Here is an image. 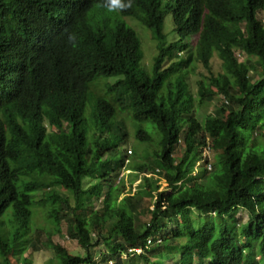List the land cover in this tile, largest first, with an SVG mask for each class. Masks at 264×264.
I'll use <instances>...</instances> for the list:
<instances>
[{
  "label": "trees",
  "instance_id": "1",
  "mask_svg": "<svg viewBox=\"0 0 264 264\" xmlns=\"http://www.w3.org/2000/svg\"><path fill=\"white\" fill-rule=\"evenodd\" d=\"M54 1L0 0V264H30L29 247L52 249L48 264H166L173 251L177 264H264V0H140L139 22L116 27L72 0L107 28L104 46L57 61ZM127 120L150 149L129 166ZM122 169L141 174L134 192ZM62 222L81 252L52 240Z\"/></svg>",
  "mask_w": 264,
  "mask_h": 264
},
{
  "label": "clouds",
  "instance_id": "2",
  "mask_svg": "<svg viewBox=\"0 0 264 264\" xmlns=\"http://www.w3.org/2000/svg\"><path fill=\"white\" fill-rule=\"evenodd\" d=\"M98 12L108 17L111 25L115 22L133 26L139 22L138 16L143 12L140 0H91ZM72 0H57L54 4L53 30L47 34L48 45L52 52L51 60H60L64 56H77L79 53L92 54L103 47L104 25L96 24L91 17H76ZM49 4V3H48ZM71 58V57H70ZM68 59V58H64Z\"/></svg>",
  "mask_w": 264,
  "mask_h": 264
},
{
  "label": "rangeland",
  "instance_id": "3",
  "mask_svg": "<svg viewBox=\"0 0 264 264\" xmlns=\"http://www.w3.org/2000/svg\"><path fill=\"white\" fill-rule=\"evenodd\" d=\"M259 16L263 19L264 18V9L259 11ZM141 47L143 50V58L141 61V64L143 67H145L146 69L150 68L146 67L145 64L150 63L152 60V57L155 55V47H154V40L146 37V39L143 42L142 39V43H141ZM238 55V59L242 60L243 58H245V55L241 54ZM210 71L213 72H217L220 69V59L218 56L214 55L211 59H210ZM200 73H203L205 75H208V71L200 64L196 71L190 74V87L192 90H196V82L201 79ZM250 74V73H249ZM219 97H217L214 102L218 101ZM213 107V105H209L206 108H203L204 112H208L209 110H211ZM51 127V126H50ZM49 127V128H50ZM52 129V127H51ZM154 131V130H153ZM150 129V132H153ZM127 132H128V137L125 140V142L123 143V145H121V147H119L120 150L126 149L127 153L129 154V162H128V166L134 162H136L137 160L141 159L144 160L145 158H147V155L150 154V149L149 148H145L144 146H148L149 142H141L137 139H135L134 136V128L133 125L131 123L130 120H127ZM154 138H153V144L156 145L157 143V136L158 133L157 132H153ZM119 150V151H120ZM129 150H133V153H129ZM205 155L207 156V158L209 159V161H212L214 159V154L212 150H205ZM201 166V164H200ZM119 178H121V180L124 181V186L125 189L128 191L130 190V192H134L137 188V184L140 181L141 178V174H138L137 177H134V173H131L130 170L127 169H122L119 173ZM119 178H116L114 182H118ZM160 183L162 186L165 185V181L164 179H160ZM57 189L65 191L63 188H61L60 186H56ZM40 195H38L39 197ZM97 201L94 200L93 201V207L97 206ZM36 214V220L37 223L39 224H45L46 227H48V224L46 223V221L43 219L42 217V212L38 209ZM235 218H239L242 221H245L248 218V214L244 209H238L237 212L235 213ZM39 240H45L46 236L44 233H39ZM36 235V234H35ZM66 225L64 222L61 223V231L59 233H55L52 235V240L55 242H59L62 245H64L69 252H71L72 254H76L81 252V248L80 246L77 244V242L75 240H71L68 239L66 237ZM104 250V246L103 244H99L97 247H95V256L98 257L100 251ZM24 256H26L29 260H30V264H48V261L50 259H52L54 257V252L52 249L48 248V247H43L40 248L39 250H34L32 247H29L26 251ZM165 261L166 264H177V258H178V253L177 251H173V255H167L166 252L163 253V257H162ZM137 264H145L142 261L137 262Z\"/></svg>",
  "mask_w": 264,
  "mask_h": 264
},
{
  "label": "built area",
  "instance_id": "4",
  "mask_svg": "<svg viewBox=\"0 0 264 264\" xmlns=\"http://www.w3.org/2000/svg\"><path fill=\"white\" fill-rule=\"evenodd\" d=\"M129 152H130V150H129ZM207 167L210 168V164L207 163ZM149 241H150V240H147V242H149ZM135 251L140 252L141 249H140V248H135Z\"/></svg>",
  "mask_w": 264,
  "mask_h": 264
}]
</instances>
